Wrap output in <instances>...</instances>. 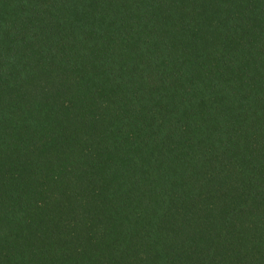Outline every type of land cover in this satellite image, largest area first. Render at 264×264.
<instances>
[{"label": "trees", "instance_id": "1", "mask_svg": "<svg viewBox=\"0 0 264 264\" xmlns=\"http://www.w3.org/2000/svg\"><path fill=\"white\" fill-rule=\"evenodd\" d=\"M0 264H264V0H0Z\"/></svg>", "mask_w": 264, "mask_h": 264}]
</instances>
